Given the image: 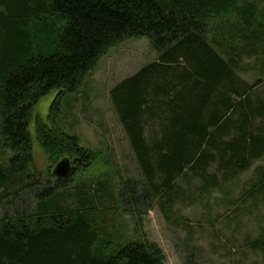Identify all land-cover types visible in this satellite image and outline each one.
Wrapping results in <instances>:
<instances>
[{
    "label": "trees",
    "instance_id": "obj_1",
    "mask_svg": "<svg viewBox=\"0 0 264 264\" xmlns=\"http://www.w3.org/2000/svg\"><path fill=\"white\" fill-rule=\"evenodd\" d=\"M260 6L247 0H0V127L3 146L13 153L0 167V264H164L162 250L146 237L117 248L89 222L87 211L97 204L104 210L107 198L98 178L76 193L59 192L72 178H52L51 166L65 157L89 166L100 153L41 118L36 142L50 167L38 172L30 118L51 92H58L52 110L63 95L77 93L116 45L149 39L158 59L113 88L111 100L145 180L143 193L135 184L124 205L129 211L141 200H159L169 222L184 203L183 182L190 188L197 182L193 190L206 200L264 159V98L257 90L264 80L251 85L238 71L241 60L264 48ZM22 192L33 195V211L2 216V207L14 206ZM75 198L77 210L75 203L62 204Z\"/></svg>",
    "mask_w": 264,
    "mask_h": 264
},
{
    "label": "rangeland",
    "instance_id": "obj_2",
    "mask_svg": "<svg viewBox=\"0 0 264 264\" xmlns=\"http://www.w3.org/2000/svg\"><path fill=\"white\" fill-rule=\"evenodd\" d=\"M247 1L259 2L260 7H264L261 0ZM158 56L149 39H128L102 56L83 87L77 93L63 95L53 110L51 106L58 99V92L43 97L30 118L35 168L39 173H46L50 167L36 142L34 124L36 118H41L49 127L57 124L66 134L78 137L82 147L100 153L95 158L97 161L89 166L87 163L78 166L77 159V171L69 187L59 192L68 194L73 190L70 193H76L77 186L95 184L93 181L98 178L100 189L102 184L107 188V198L102 204L104 210L98 209L97 204L94 209L89 208L86 215L98 232L112 236L117 248L146 237L162 250L164 264H264V182H261L264 159L206 200L193 190L197 182L192 181L191 188L190 181L183 182L185 205L174 207L169 222L162 214L159 200L155 203L141 200L129 211L124 205L122 198L128 196L135 184L138 192L143 193L145 180L112 103L111 91L155 62ZM238 71L251 85L264 80V48L241 60ZM260 85L258 94L264 98V83ZM3 143L0 127V167H6L13 157ZM49 169L52 175L53 167ZM20 196L14 206L2 207V216L33 211V195L22 192ZM70 203H75L73 210L80 208L76 198L62 199L64 206ZM146 206L151 207L148 213ZM116 210L120 212L113 213Z\"/></svg>",
    "mask_w": 264,
    "mask_h": 264
},
{
    "label": "water",
    "instance_id": "obj_3",
    "mask_svg": "<svg viewBox=\"0 0 264 264\" xmlns=\"http://www.w3.org/2000/svg\"><path fill=\"white\" fill-rule=\"evenodd\" d=\"M77 159L63 158L52 169V176L65 180L71 179L77 171Z\"/></svg>",
    "mask_w": 264,
    "mask_h": 264
},
{
    "label": "bare ground",
    "instance_id": "obj_4",
    "mask_svg": "<svg viewBox=\"0 0 264 264\" xmlns=\"http://www.w3.org/2000/svg\"><path fill=\"white\" fill-rule=\"evenodd\" d=\"M79 166V165H78Z\"/></svg>",
    "mask_w": 264,
    "mask_h": 264
}]
</instances>
